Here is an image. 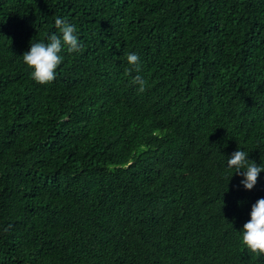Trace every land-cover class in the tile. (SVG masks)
Here are the masks:
<instances>
[{
	"label": "trees",
	"instance_id": "obj_1",
	"mask_svg": "<svg viewBox=\"0 0 264 264\" xmlns=\"http://www.w3.org/2000/svg\"><path fill=\"white\" fill-rule=\"evenodd\" d=\"M57 16L83 48L39 84ZM237 148L264 164V0H0V264H264Z\"/></svg>",
	"mask_w": 264,
	"mask_h": 264
},
{
	"label": "clouds",
	"instance_id": "obj_2",
	"mask_svg": "<svg viewBox=\"0 0 264 264\" xmlns=\"http://www.w3.org/2000/svg\"><path fill=\"white\" fill-rule=\"evenodd\" d=\"M58 33L52 32L45 40L30 43L27 51L23 52V63L30 69L31 78L39 84L52 82L57 76V67L62 63V52L79 54L83 45L79 40L77 26L64 16H57L54 21ZM129 65L140 68L139 56L135 52L127 54ZM138 91H143L145 81L139 76L133 78ZM225 168L230 171L229 178L235 173L239 186L251 190L257 184L258 177L264 172V164H257L248 158V151L237 148L226 157ZM229 180V179H228ZM248 219L239 230L243 245L254 254H264V197L258 198L250 206Z\"/></svg>",
	"mask_w": 264,
	"mask_h": 264
}]
</instances>
